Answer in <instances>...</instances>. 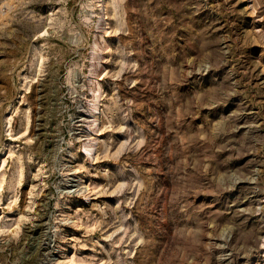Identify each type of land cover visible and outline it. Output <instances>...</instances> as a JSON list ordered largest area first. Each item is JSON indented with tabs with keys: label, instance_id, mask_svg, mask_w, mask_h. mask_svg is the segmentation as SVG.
Masks as SVG:
<instances>
[{
	"label": "rangeland",
	"instance_id": "374dc122",
	"mask_svg": "<svg viewBox=\"0 0 264 264\" xmlns=\"http://www.w3.org/2000/svg\"><path fill=\"white\" fill-rule=\"evenodd\" d=\"M0 264H264V0H0Z\"/></svg>",
	"mask_w": 264,
	"mask_h": 264
}]
</instances>
